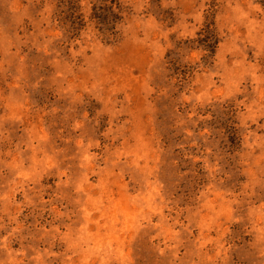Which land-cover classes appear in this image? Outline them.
<instances>
[{
	"label": "rangeland",
	"instance_id": "374dc122",
	"mask_svg": "<svg viewBox=\"0 0 264 264\" xmlns=\"http://www.w3.org/2000/svg\"><path fill=\"white\" fill-rule=\"evenodd\" d=\"M0 264H264V0H0Z\"/></svg>",
	"mask_w": 264,
	"mask_h": 264
}]
</instances>
